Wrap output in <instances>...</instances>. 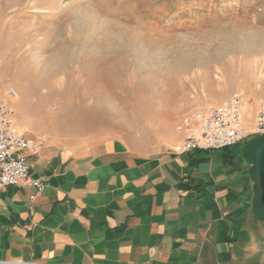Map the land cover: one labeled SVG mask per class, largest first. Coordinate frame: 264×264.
<instances>
[{
    "label": "rangeland",
    "instance_id": "1",
    "mask_svg": "<svg viewBox=\"0 0 264 264\" xmlns=\"http://www.w3.org/2000/svg\"><path fill=\"white\" fill-rule=\"evenodd\" d=\"M9 88L67 144L156 152L185 115L233 95L250 97L248 128L264 100V0H0V100ZM263 140L234 148L255 160Z\"/></svg>",
    "mask_w": 264,
    "mask_h": 264
},
{
    "label": "crops",
    "instance_id": "2",
    "mask_svg": "<svg viewBox=\"0 0 264 264\" xmlns=\"http://www.w3.org/2000/svg\"><path fill=\"white\" fill-rule=\"evenodd\" d=\"M34 97L1 98L41 143L20 154L43 186L0 188V264H264L249 151L180 153L181 136L147 154L112 136L67 144Z\"/></svg>",
    "mask_w": 264,
    "mask_h": 264
},
{
    "label": "built area",
    "instance_id": "3",
    "mask_svg": "<svg viewBox=\"0 0 264 264\" xmlns=\"http://www.w3.org/2000/svg\"><path fill=\"white\" fill-rule=\"evenodd\" d=\"M10 98L18 96L13 88L6 90ZM250 97L233 95L223 102L185 115L181 121V138L175 150H221L232 147L249 135L264 136V100H258L253 117V131L244 127L241 109ZM14 108L0 100V188L43 186L40 178L29 174V164L22 151L36 152L41 143L28 138L14 127Z\"/></svg>",
    "mask_w": 264,
    "mask_h": 264
},
{
    "label": "water",
    "instance_id": "4",
    "mask_svg": "<svg viewBox=\"0 0 264 264\" xmlns=\"http://www.w3.org/2000/svg\"><path fill=\"white\" fill-rule=\"evenodd\" d=\"M255 162L258 176V186L260 189L259 200L262 205L264 215V140L256 149Z\"/></svg>",
    "mask_w": 264,
    "mask_h": 264
}]
</instances>
